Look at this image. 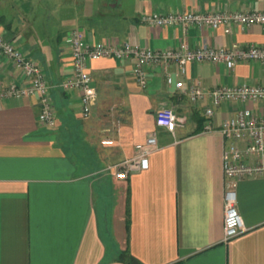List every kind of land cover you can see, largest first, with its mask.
I'll return each instance as SVG.
<instances>
[{
    "label": "crops",
    "instance_id": "crops-1",
    "mask_svg": "<svg viewBox=\"0 0 264 264\" xmlns=\"http://www.w3.org/2000/svg\"><path fill=\"white\" fill-rule=\"evenodd\" d=\"M183 10L262 12L264 0H0V36L40 65L54 112L48 127L37 122L35 97L0 101V264H264V178L239 182L236 208L246 231L223 240L228 141L219 132L238 110L257 112L262 105L192 104L165 82L169 73L186 88L197 81L208 91L264 86L263 64L228 70L190 63L183 74L173 64L148 67L141 89L131 58L93 60L88 73L97 98L88 117L81 114L79 93L60 88L72 71L63 43L72 29L82 30L88 43L156 51L182 40L192 48L202 42L264 45L263 25L212 30L139 22L147 13ZM25 83L0 56V89ZM162 107L178 119L171 131L155 126ZM152 133L156 149L148 168L116 179L114 166L132 158Z\"/></svg>",
    "mask_w": 264,
    "mask_h": 264
},
{
    "label": "built area",
    "instance_id": "built-area-1",
    "mask_svg": "<svg viewBox=\"0 0 264 264\" xmlns=\"http://www.w3.org/2000/svg\"><path fill=\"white\" fill-rule=\"evenodd\" d=\"M139 22L151 27L181 26L184 29L208 27L212 30L230 24L251 28L254 25L264 26V11H236L199 13L194 11H174L170 13L152 12L139 17ZM64 45L69 49L72 71L64 78L60 88L64 91H77L80 98L81 114L88 117L94 105L97 92L92 85L88 73V63L101 58L116 60H133L132 75L141 89L148 84L146 68L175 65L180 74L190 63H212L232 70L240 63H260L264 65V45L242 46L234 43L229 47L210 46L202 42L198 47H190L182 40L174 49L156 51L124 43L113 45L108 42L88 43L82 30L72 29L64 36ZM0 56L9 61L26 80L24 85L10 84L0 89V101L35 97L39 111L37 122L52 127L54 112L52 109L49 86L44 79L42 68L38 63L14 45L0 36ZM167 86L186 95L192 104L209 99L211 106H219L225 102H242L262 107L256 112L251 108L238 110L232 117L223 120L219 132L228 141L222 155V171L224 176V227L223 240L230 241L242 235L246 228L236 208V188L239 182L248 179L264 178V86H251L247 83L237 86H218L208 91L199 81L189 87L175 80L174 76L165 73ZM204 115H213L211 107L205 108ZM178 119L172 108L162 107L155 114V126L173 130ZM210 131V127H205ZM104 145L112 142L105 141ZM156 149V136L151 134L143 144H137L132 158L114 166L115 178L127 179L131 173L141 172L148 168V157Z\"/></svg>",
    "mask_w": 264,
    "mask_h": 264
},
{
    "label": "rangeland",
    "instance_id": "rangeland-1",
    "mask_svg": "<svg viewBox=\"0 0 264 264\" xmlns=\"http://www.w3.org/2000/svg\"><path fill=\"white\" fill-rule=\"evenodd\" d=\"M127 2L130 4H132L133 3V0H127Z\"/></svg>",
    "mask_w": 264,
    "mask_h": 264
}]
</instances>
